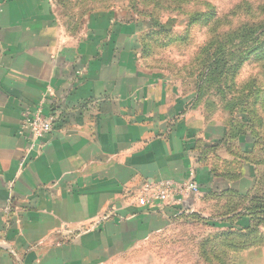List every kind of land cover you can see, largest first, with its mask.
Returning a JSON list of instances; mask_svg holds the SVG:
<instances>
[{"label":"crops","instance_id":"1","mask_svg":"<svg viewBox=\"0 0 264 264\" xmlns=\"http://www.w3.org/2000/svg\"><path fill=\"white\" fill-rule=\"evenodd\" d=\"M71 1L0 0V264H151V240L175 222L232 215L220 201L227 215L208 218L209 202L245 193L251 173L219 167L235 140L141 64L135 14L95 7L68 23ZM37 106L55 130L20 168L23 114ZM166 179H194L200 194L138 204Z\"/></svg>","mask_w":264,"mask_h":264},{"label":"rangeland","instance_id":"2","mask_svg":"<svg viewBox=\"0 0 264 264\" xmlns=\"http://www.w3.org/2000/svg\"><path fill=\"white\" fill-rule=\"evenodd\" d=\"M95 7H119L135 14L141 64L167 76L194 111L229 134L258 140L250 142V150H255L245 166L240 168L237 155L229 159L236 163L232 171L251 173L240 185L264 201V30L241 33L245 25L264 20V0H74L59 9V15L69 23ZM224 165L218 161L219 167ZM223 197L208 201L213 206L208 218L227 215L220 201H228L230 214L250 204L235 193ZM192 215L175 222L166 236L151 240V264H217L219 257L230 264H264L263 223L253 222L251 228L241 220L238 223H248L249 232L237 225L235 234H225L226 227L208 222L221 221L200 218V211Z\"/></svg>","mask_w":264,"mask_h":264},{"label":"built area","instance_id":"3","mask_svg":"<svg viewBox=\"0 0 264 264\" xmlns=\"http://www.w3.org/2000/svg\"><path fill=\"white\" fill-rule=\"evenodd\" d=\"M48 92L51 93L50 90ZM55 124L56 114L45 115L42 106H37L35 109L29 107L24 111L23 126L30 131V137L20 168H23L26 162L39 152L47 137L54 132ZM200 190L198 182L194 179L182 183L172 179L146 183L141 188L138 204L145 207L167 202L182 204L187 197L198 196Z\"/></svg>","mask_w":264,"mask_h":264},{"label":"trees","instance_id":"4","mask_svg":"<svg viewBox=\"0 0 264 264\" xmlns=\"http://www.w3.org/2000/svg\"><path fill=\"white\" fill-rule=\"evenodd\" d=\"M243 28H244V30L241 33L246 32V35H252V33L256 32L259 29L264 30V20H262L261 22H259L257 24L256 23L247 24ZM230 133L231 134H229V132H227V138H228L227 141L229 140V142H227V143L230 145L231 141L237 139V142H238L237 146L234 150H232V153H233L234 157L236 155L240 157L238 159V161L239 162H240V160L242 161L243 165L242 164L240 165V168H241V166H245L246 159H251L252 153L255 150L254 148H252V150H250L251 149L250 142L252 141V139H250V137L248 135H242V136L235 137V135H237V134H235L232 131H230ZM253 142L257 143L258 140H256L254 138L251 143H253ZM230 148L232 149V146ZM220 161L225 163L224 166L227 167V173L233 179H237L243 175V170H241V169L239 171H235V172L230 169L232 164H236L235 160L232 161V159H228V160L221 159ZM248 164H250V163H248ZM216 168H217V170H219V167H216ZM236 176H238V177H236ZM229 190H230V193H235L236 195H238V197H240L242 199H247L250 204L249 205L247 204L246 206H244L243 211L236 212L233 210L232 215H230L225 220L221 221L222 224H218L216 222L215 223L213 222V223H211V225L226 227L225 228V231H226L225 234L226 233L228 234V233H232V230H236L235 229L236 227L234 228V226H237V225H239V229H243V231L249 232L250 230H247L248 227H246L248 223H250V226H252L253 222H255L256 224L257 223H263L264 224V201L259 200L258 196H256V195L250 196V194H249L250 191H248V190L245 193H239L238 190L236 191L233 188H231ZM228 213H229V210H228ZM196 214H199V213H196ZM241 220L242 221L247 220L248 223H246V224L238 223ZM251 228H253V226ZM256 230H257V228L253 229V231H255V232H256ZM243 231H242V233L239 232V233H241V236L243 235ZM236 233H237V231H236ZM232 234H235V233H232ZM232 248H235V247H232ZM217 264H230V262H228L223 257H219Z\"/></svg>","mask_w":264,"mask_h":264}]
</instances>
